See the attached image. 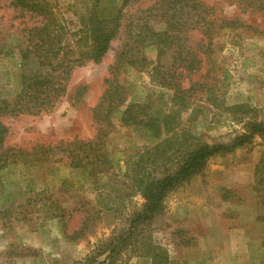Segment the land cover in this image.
<instances>
[{"label": "rangeland", "instance_id": "1", "mask_svg": "<svg viewBox=\"0 0 264 264\" xmlns=\"http://www.w3.org/2000/svg\"><path fill=\"white\" fill-rule=\"evenodd\" d=\"M43 1L56 18L45 37L55 36L56 42L61 37L55 47L65 48L61 55L73 48V33L91 17L112 18L124 2ZM197 5L208 8L217 22L210 34L212 52L197 54L196 73L179 76L172 51L159 60L154 47L145 52L150 68L115 70L128 34L140 33L147 22L155 31L165 30L168 20L183 27L191 51L208 43L198 28L203 9ZM123 14L121 33L106 57L73 70L68 91L52 112L0 118L8 128L5 148L26 155L0 170V264H86L89 259L95 264H264V182L259 186L256 176L264 132L251 144L211 158L201 174L169 193L163 214L141 225L129 245L118 246L113 260L104 254L125 240L144 203L132 184L134 167L127 164L137 152L165 142L178 149L189 137L228 144L248 133L249 123H264V0H132ZM44 23L0 0V100L13 103L24 76L46 73L31 52L30 34ZM158 64L175 72L183 88L205 83L202 91L192 94L186 107L178 104L173 90L154 74ZM112 81L123 90L124 101L103 103ZM124 117L133 119L124 123ZM102 128L107 131L103 161L71 166L62 145L95 141Z\"/></svg>", "mask_w": 264, "mask_h": 264}, {"label": "trees", "instance_id": "2", "mask_svg": "<svg viewBox=\"0 0 264 264\" xmlns=\"http://www.w3.org/2000/svg\"><path fill=\"white\" fill-rule=\"evenodd\" d=\"M131 2L132 0H124L122 6L112 18L91 17L82 29L73 33V40L75 41L73 48L70 45L69 51L61 55L65 48L61 45L59 48H55L58 42L62 43L61 37L57 42L52 39L55 36L49 41L45 37L49 33L51 24L53 25L56 22L55 13L49 3L43 0H10L13 7L44 19V26L30 30L33 38L32 43L35 47L31 52L33 53L34 50V55L40 66L47 68V71L39 76H24L21 91L16 96L15 101L8 103L0 100V118L4 115L20 114L40 116L52 112L57 103L67 93L73 70L84 66L88 62L99 64L106 57L112 43L121 33L123 13ZM196 9H203V15L200 11L198 24L200 25V21L202 23L198 28L208 38L206 39L208 43L201 45L197 51H191L189 47L192 46L188 44L189 36H186L183 27L175 28V25L168 20L165 30L155 31L147 22L140 29V33L136 34L132 31L128 34L122 51L116 57L115 70L125 65L140 71L150 68L153 63L148 59L145 52L148 48L154 47L158 50L159 60L172 51L173 65L175 66L178 63L179 68H181L179 76L185 71H188L189 74L196 73L201 64V59L197 54L201 52L208 56L212 52L211 49L214 43L210 34L217 22V19L210 18L208 8L203 7V5L198 7L197 5ZM218 21L220 23V19ZM224 23H227V21H224ZM194 29H197V27L195 26ZM153 70L159 78L160 84L173 90L174 101L180 105L185 104V107L191 102L192 94L202 91L205 84L198 81L194 84L191 83L188 88H183L182 83L175 77V72L169 70V68L158 64L153 67ZM112 84L113 87L108 89L104 95L103 103L106 102V98H110V101L123 102V90L114 82ZM132 109L133 106H130L129 113ZM132 119L133 117H130V120L124 117L122 120L124 123H128ZM107 122L110 126L112 125L110 114L107 116ZM168 126L166 124V128ZM248 126L250 127L248 133L238 135L228 144L209 145L189 137L184 147L176 149L178 146L176 143L165 142L154 148H148L145 152H137L135 155L137 159L133 162L128 160L127 164L132 163L131 165L134 167L132 168L134 173L133 187L144 199V203L142 209L133 215L125 240H120L116 247L107 251V253L104 252V254H108L107 259L113 260L115 258L119 245L120 247H124L125 244L129 245L131 239H133L131 237L136 234L141 225L148 224L155 217L163 214L169 193L184 182L189 181L193 176L201 174L211 158L234 152L237 148L251 144L256 134L264 132L263 122L249 123ZM101 130L102 133L98 135L95 141L83 142L76 140L62 145L61 152L70 159L71 166L97 165L103 161L105 155L101 153L100 149L104 145L103 139L107 136L104 133L107 131L103 128ZM7 134L8 128L0 120V170L5 169L12 158L26 157L23 152L21 155L19 154L21 151H18V154H12V149L5 148ZM43 151L52 152L45 148ZM168 163H172V165L168 166ZM263 168L264 158L256 167L259 186L263 185L264 182ZM93 261V259H89L86 264H95L96 259ZM98 264H109V261H101Z\"/></svg>", "mask_w": 264, "mask_h": 264}]
</instances>
